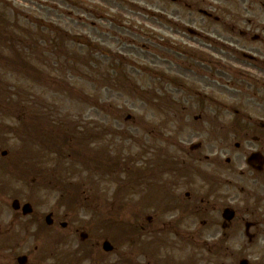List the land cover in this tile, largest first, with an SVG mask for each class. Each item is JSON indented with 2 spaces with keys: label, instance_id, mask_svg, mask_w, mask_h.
Returning a JSON list of instances; mask_svg holds the SVG:
<instances>
[{
  "label": "rangeland",
  "instance_id": "374dc122",
  "mask_svg": "<svg viewBox=\"0 0 264 264\" xmlns=\"http://www.w3.org/2000/svg\"><path fill=\"white\" fill-rule=\"evenodd\" d=\"M179 2L0 0V264H192L165 214L169 166L201 142L168 62L165 19L192 17Z\"/></svg>",
  "mask_w": 264,
  "mask_h": 264
},
{
  "label": "flooded vegetation",
  "instance_id": "af4514ba",
  "mask_svg": "<svg viewBox=\"0 0 264 264\" xmlns=\"http://www.w3.org/2000/svg\"><path fill=\"white\" fill-rule=\"evenodd\" d=\"M179 1L192 17H167L168 62L201 142L174 171L168 234L192 264H264V0Z\"/></svg>",
  "mask_w": 264,
  "mask_h": 264
},
{
  "label": "water",
  "instance_id": "95a60500",
  "mask_svg": "<svg viewBox=\"0 0 264 264\" xmlns=\"http://www.w3.org/2000/svg\"><path fill=\"white\" fill-rule=\"evenodd\" d=\"M15 207H16V203H15V205H14V208H15ZM23 211H24L25 214H26L27 212H30L28 206H26V207L23 209ZM103 249H104V250H107V251L110 250V248L108 247V245H107L106 243L103 245ZM18 261H19L20 264H23V263H24V259H19Z\"/></svg>",
  "mask_w": 264,
  "mask_h": 264
}]
</instances>
